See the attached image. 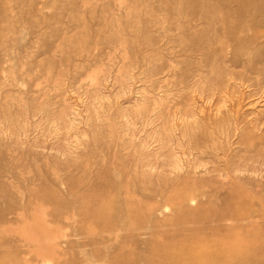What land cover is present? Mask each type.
<instances>
[{"label":"rangeland","instance_id":"rangeland-1","mask_svg":"<svg viewBox=\"0 0 264 264\" xmlns=\"http://www.w3.org/2000/svg\"><path fill=\"white\" fill-rule=\"evenodd\" d=\"M0 264H264V0H0Z\"/></svg>","mask_w":264,"mask_h":264}]
</instances>
